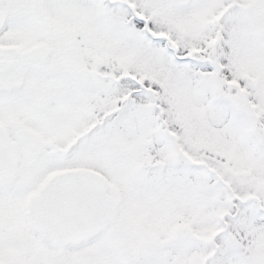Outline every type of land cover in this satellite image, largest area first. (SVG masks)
I'll return each instance as SVG.
<instances>
[{"label":"snow or ice","instance_id":"snow-or-ice-1","mask_svg":"<svg viewBox=\"0 0 264 264\" xmlns=\"http://www.w3.org/2000/svg\"><path fill=\"white\" fill-rule=\"evenodd\" d=\"M0 264H264V0H0Z\"/></svg>","mask_w":264,"mask_h":264}]
</instances>
